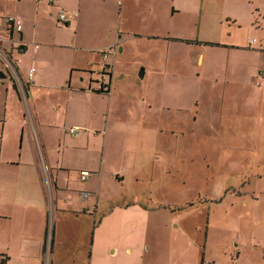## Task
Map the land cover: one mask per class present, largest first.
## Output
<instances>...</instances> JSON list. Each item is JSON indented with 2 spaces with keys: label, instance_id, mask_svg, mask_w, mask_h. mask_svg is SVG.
I'll return each instance as SVG.
<instances>
[{
  "label": "rangeland",
  "instance_id": "374dc122",
  "mask_svg": "<svg viewBox=\"0 0 264 264\" xmlns=\"http://www.w3.org/2000/svg\"><path fill=\"white\" fill-rule=\"evenodd\" d=\"M144 3L128 2L120 24L118 0H64L53 9L44 1L0 0V125L6 121L8 129L0 174L20 146L37 151L15 132L33 105L43 123L62 119V138L41 128L46 155L72 176L60 193L76 201L87 191L98 200L84 216L58 208L53 197L42 264L53 238L60 243L55 264H264V82L248 79L221 48L136 38L169 28L166 0H155L156 18L146 24L137 11ZM74 8V22H58L61 9ZM7 15L21 17L28 46L17 58L19 71L13 54L25 46L6 33ZM174 31L218 34L198 32L184 12ZM249 35L264 42L263 27ZM200 50L205 59L198 65ZM248 57L264 66L263 56ZM30 66L50 87L35 102L26 91L25 105L20 95ZM110 71V92H92L108 86ZM10 81L19 97L10 94ZM87 84L90 90L82 89ZM75 126L79 131L69 134ZM82 170L90 173L85 182ZM9 228L0 223V243Z\"/></svg>",
  "mask_w": 264,
  "mask_h": 264
},
{
  "label": "crops",
  "instance_id": "0c3cea01",
  "mask_svg": "<svg viewBox=\"0 0 264 264\" xmlns=\"http://www.w3.org/2000/svg\"><path fill=\"white\" fill-rule=\"evenodd\" d=\"M35 1H44L47 5H51L49 7L50 9L64 2V0H54L52 3H49L47 0ZM130 1H135L136 5H139L141 0H118L119 11L117 15L120 18V24L126 18L127 11H130L127 6ZM143 1H145L144 7L138 8L137 11H143L142 22L146 24L156 18V11L158 9L155 5V0ZM74 9L77 10L76 8ZM163 11H166V24L169 27L165 33L150 31V33L146 34L134 33V36L136 38L143 36L151 40L183 42L190 46L194 44L221 48V50L227 52V55L234 56V60H236L235 64L237 63L242 66L239 68V71L241 73L246 72L249 75L248 79L251 75H254V78L257 79V84L260 85L264 82V66H255L248 57L251 54H259V56L264 57V42L261 43L254 36L251 37L249 35V33L257 32V29H260V27L264 28V0H166V8ZM213 11H220V13L215 18L212 17L209 19V14L212 16ZM227 11L232 12L229 13ZM182 12L186 14L189 25H198V32L203 28V30L212 29L216 33L218 29V34L205 37V35L186 36L176 33L174 31L176 17ZM75 20L67 25L69 26ZM22 29L21 27L20 31L8 32L5 26L6 33L14 34L13 40H17L22 46H25L23 51L14 52L13 54V57L16 59L15 62L18 71L20 70L17 65V62L19 63L18 57L28 51ZM184 40L192 42H184ZM18 42L15 44H18ZM204 59L205 55L202 50L196 53V64H202ZM106 65L109 66L107 63ZM29 68L23 79L26 90L24 95H20V99L25 105H27L28 101L26 91L27 94L28 92H32V101L35 102L36 96L45 88L50 87L46 86L47 84L43 86L44 84L40 80V76H35L36 68L33 75V82L28 83L27 75ZM259 73L263 76H259ZM239 77L244 78L245 76L242 75ZM111 78L112 74L110 71L107 73V81H105L108 84L106 89L109 88L106 93L110 92ZM87 87L88 84L82 89ZM87 89L90 90V88ZM91 90L95 94L105 93L97 92V89ZM9 92L15 98L18 96L11 81ZM26 109L28 110L29 107L27 106ZM28 112L29 117L27 114V120H25V114H22V120L16 122L15 132L20 136L21 142L24 136H27L29 141L31 139L32 143L30 141V144H32V147L35 144L37 151L31 149L30 154H28L20 146V149L18 148L11 156L3 160V164L5 165L3 171L5 173L0 174V223L10 225L9 233L11 234L8 236L6 242L0 243V255L8 257L6 264H42L41 255L44 245L45 229L48 222L50 206L53 209L52 199L54 196L55 204L58 208L73 207L72 209L76 210L75 212L82 211V215L84 216L90 213L94 204V208H96L98 202L94 196L87 198L88 201L86 202L87 199L83 200L79 196V193L78 200L76 201L70 196H63L60 193L67 190L65 188L69 187L72 176L59 160L50 159L46 155V143L41 128L46 125V128H50L56 139L62 138L61 130H59L62 125V119H58L56 115L55 118L50 119L47 123H43L41 118L38 117L36 107L33 105L32 111L28 110ZM5 124L6 121H3L0 125V157L5 153L3 144L8 137V129H6ZM75 128L79 131L78 126H75ZM58 193H60L59 196ZM63 211L58 209L57 213L63 215ZM54 239H52L51 247L47 250L45 259L48 261H45V264L50 261L55 264L58 261L60 243H56Z\"/></svg>",
  "mask_w": 264,
  "mask_h": 264
},
{
  "label": "built area",
  "instance_id": "2783aa9c",
  "mask_svg": "<svg viewBox=\"0 0 264 264\" xmlns=\"http://www.w3.org/2000/svg\"><path fill=\"white\" fill-rule=\"evenodd\" d=\"M47 1L49 3H52L54 0H47ZM77 14H78L77 10H75V9H61L58 12L57 20L60 23L69 24L71 21H73L77 17ZM4 23L6 26V30L8 32L20 31L21 27H22V20L18 16H7V17H5ZM253 41H254V39H253ZM5 62H6L5 65L10 70L14 71L12 65L10 64V62L7 59H5ZM34 72H35V67H30L28 70V75H27L28 83L33 82ZM103 86H104V89L102 88ZM103 86H101V88L103 90H107L106 85H103ZM77 131H78L77 128L69 129V133H72V134H75ZM89 176H90V173L88 171H85V170L80 171V173H79V179L83 182L86 181ZM79 196L83 200H85L90 196V193L87 191H80ZM47 237H49V228H47ZM48 239H50V237Z\"/></svg>",
  "mask_w": 264,
  "mask_h": 264
},
{
  "label": "trees",
  "instance_id": "16d2710c",
  "mask_svg": "<svg viewBox=\"0 0 264 264\" xmlns=\"http://www.w3.org/2000/svg\"><path fill=\"white\" fill-rule=\"evenodd\" d=\"M67 25V24H66ZM184 42H192V41H185ZM15 90H16V87L15 85H13ZM97 92H108V89L107 90H103V89H98ZM47 236V228L45 229V238ZM44 238V245H43V252L46 250V239ZM7 256H4V255H0V264H6V260H7Z\"/></svg>",
  "mask_w": 264,
  "mask_h": 264
},
{
  "label": "water",
  "instance_id": "95a60500",
  "mask_svg": "<svg viewBox=\"0 0 264 264\" xmlns=\"http://www.w3.org/2000/svg\"><path fill=\"white\" fill-rule=\"evenodd\" d=\"M143 75H144V69L140 68L138 71V77L143 78ZM4 77H5V75L0 71V78H4Z\"/></svg>",
  "mask_w": 264,
  "mask_h": 264
}]
</instances>
